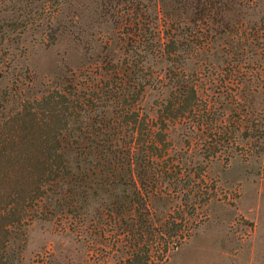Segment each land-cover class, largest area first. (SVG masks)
I'll use <instances>...</instances> for the list:
<instances>
[{"label":"rangeland","instance_id":"obj_1","mask_svg":"<svg viewBox=\"0 0 264 264\" xmlns=\"http://www.w3.org/2000/svg\"><path fill=\"white\" fill-rule=\"evenodd\" d=\"M199 1L189 21L192 0H0V93L90 89L125 62L130 81L155 78L139 105L168 148L149 193L118 174L77 217L32 222L20 264H264V0ZM155 31L178 38L177 64L141 61ZM174 75L197 98L167 121Z\"/></svg>","mask_w":264,"mask_h":264},{"label":"trees","instance_id":"obj_2","mask_svg":"<svg viewBox=\"0 0 264 264\" xmlns=\"http://www.w3.org/2000/svg\"><path fill=\"white\" fill-rule=\"evenodd\" d=\"M199 2L192 0L189 21L204 15L207 8L199 7ZM177 41L155 31L147 43L158 47L145 49L141 61L157 57L177 64L181 56ZM124 63L105 69L103 82L90 89L49 82L37 91L32 80L15 79L1 91L0 264L21 263L32 222L63 211L77 217L86 197L119 183L114 175L138 180L141 188L135 186L134 191L139 193L152 190L146 181L154 180L156 158L164 157L168 148L162 128L155 133L141 112L139 98L155 78L132 82ZM173 77L172 97L161 114L167 121L191 111L197 98L195 84Z\"/></svg>","mask_w":264,"mask_h":264}]
</instances>
